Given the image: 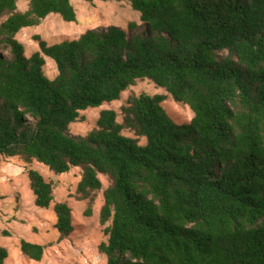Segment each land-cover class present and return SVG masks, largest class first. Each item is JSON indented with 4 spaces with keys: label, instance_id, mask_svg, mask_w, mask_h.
<instances>
[{
    "label": "trees",
    "instance_id": "trees-1",
    "mask_svg": "<svg viewBox=\"0 0 264 264\" xmlns=\"http://www.w3.org/2000/svg\"><path fill=\"white\" fill-rule=\"evenodd\" d=\"M18 1L0 0V162L19 156L55 174L78 167L81 199L105 176L106 264H264V0H128L140 24L53 44L34 35L29 56L21 29L49 14L74 22L76 13L70 0H25L24 11ZM143 79L187 105L190 121H173L166 95L140 93L120 106V122L102 109L87 134L69 133L80 111ZM27 177L34 205L47 209L51 182L35 169ZM53 212L64 239L71 209L57 202ZM19 248L35 261L44 250L23 239ZM7 256L0 246V264Z\"/></svg>",
    "mask_w": 264,
    "mask_h": 264
},
{
    "label": "rangeland",
    "instance_id": "rangeland-1",
    "mask_svg": "<svg viewBox=\"0 0 264 264\" xmlns=\"http://www.w3.org/2000/svg\"><path fill=\"white\" fill-rule=\"evenodd\" d=\"M76 21L66 22L57 14H49L37 26L21 29L16 38L23 44L26 56L38 50L34 35H39L48 44L58 43L64 39L78 37L89 28L117 25L126 28L129 21L140 24L139 12L132 10L128 0H70ZM28 2L19 0L17 9L26 10ZM1 48V47H0ZM4 53L7 51L1 48ZM43 72L49 78L57 74L55 63L45 57ZM140 93L164 94L162 105L176 123L188 122L193 116L187 105L178 103L163 89L147 79L137 80L134 85L121 93L117 101L104 103L97 108H88L79 112L82 120L70 123L68 131L74 135H85L96 126V120L102 109L116 111L117 121H121L120 106L131 95ZM135 137L133 132H122ZM139 143H144L139 138ZM28 169L37 170L45 180L52 184L53 200L47 209L34 205V195L29 188ZM81 170L71 168L68 172L55 174L46 166L32 160L25 162L19 156L3 157L0 162V246L8 251L4 264H106V257L99 252L98 245L106 241V227L99 223V210L103 204L102 190L109 185V180L99 175L101 190L81 199L77 191ZM66 203L71 209L73 232L64 239H59L54 227L56 217L53 205ZM3 231L8 233L3 235ZM23 239L44 246L39 261L29 259L19 248Z\"/></svg>",
    "mask_w": 264,
    "mask_h": 264
}]
</instances>
